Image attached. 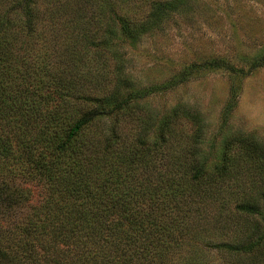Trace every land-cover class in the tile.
<instances>
[{
    "label": "rangeland",
    "instance_id": "obj_1",
    "mask_svg": "<svg viewBox=\"0 0 264 264\" xmlns=\"http://www.w3.org/2000/svg\"><path fill=\"white\" fill-rule=\"evenodd\" d=\"M53 1L61 23L51 31L43 18L31 41L53 51L57 86L74 94L68 112L110 109L85 133L115 129L120 154L144 141L139 172L151 183L164 168L186 172L189 157L212 168L238 134L264 146V0ZM171 154L187 157L176 170ZM244 160L224 182L183 186L161 264H264V169ZM17 184L33 202L43 194Z\"/></svg>",
    "mask_w": 264,
    "mask_h": 264
},
{
    "label": "trees",
    "instance_id": "obj_2",
    "mask_svg": "<svg viewBox=\"0 0 264 264\" xmlns=\"http://www.w3.org/2000/svg\"><path fill=\"white\" fill-rule=\"evenodd\" d=\"M42 3L0 0V264H161L169 254L166 220L178 212L187 181L224 182L245 158L257 157L264 169V146L238 134L212 168L189 157L186 172L164 168L151 183L139 172L144 141L132 140L120 154L115 129V138L105 126L85 133L110 109L68 112L74 94L68 81L57 86L53 51L31 41L42 38L43 18L51 31L62 21L54 1ZM171 156L175 170L187 158ZM33 181L43 188L35 202L17 184Z\"/></svg>",
    "mask_w": 264,
    "mask_h": 264
}]
</instances>
